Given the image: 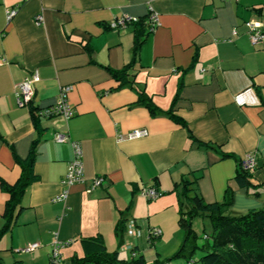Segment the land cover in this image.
<instances>
[{"label":"crops","instance_id":"1","mask_svg":"<svg viewBox=\"0 0 264 264\" xmlns=\"http://www.w3.org/2000/svg\"><path fill=\"white\" fill-rule=\"evenodd\" d=\"M9 10L16 14L7 22ZM151 12L158 25L137 52L133 89L115 90L107 69L130 63L135 28L110 25L123 16L146 21ZM251 20L260 21L264 32V0H0V181L15 183L18 161L38 140L35 180L24 191L14 226L0 239L4 263L49 264L57 244L68 264L78 256L71 248L81 252L80 241L95 236L115 250L120 220L140 232L139 238L123 236L131 251L148 263L167 259L156 248L177 249L182 242L173 192L182 180L192 182L190 189L205 203L220 202L229 185L232 212L264 209L262 188L255 198L232 181L238 161L250 154L254 182L264 184V37L250 44L244 23ZM33 73L39 81L32 85V107L51 106L59 90L70 87L71 119L41 118L34 125L31 107L15 98V86ZM136 90L162 113L173 107L186 128L164 114L151 117L136 104ZM134 130L146 136L127 140ZM57 133L79 143L84 184L63 185L72 149L69 142H54ZM97 175L104 184L87 192ZM144 188L160 196L146 201ZM64 191L66 198L56 201ZM6 200L0 189V228ZM149 228L161 231L153 244L146 240ZM35 243L33 252H21Z\"/></svg>","mask_w":264,"mask_h":264},{"label":"trees","instance_id":"2","mask_svg":"<svg viewBox=\"0 0 264 264\" xmlns=\"http://www.w3.org/2000/svg\"><path fill=\"white\" fill-rule=\"evenodd\" d=\"M262 10L263 8H259V17L262 16ZM132 25L135 28L132 60L120 70L107 69L112 79L117 83L115 90L126 85L132 88L133 82L130 77H133L132 71L137 52L150 32L145 20L138 19ZM83 48L91 57L90 48L86 45ZM136 93V104L146 108L151 117L164 114L175 124L186 128L185 123L173 113V107L162 113L152 105L142 90H136ZM28 106L31 107L32 121L37 127L41 117L31 103ZM40 134L38 131V135ZM37 142L36 139L32 144L27 159L18 161L21 172L15 183L9 185L0 181V189L7 195L2 213L3 224L0 228V239L14 226L17 213L21 210L20 202L24 191L35 180L32 165ZM200 146L207 147L204 144ZM222 157L229 156L222 155ZM232 181L238 188L245 189L249 196L258 198L259 193L256 191L258 188H262L264 195V184L254 182L253 171L242 169L241 160L238 161ZM192 184L188 180H182L173 188V192L178 197L177 224L182 231L183 239L171 257L167 259L156 257L150 263L142 255H136L133 251L129 258L121 257L119 248L123 244L126 224L124 220H120L114 226V235L119 239L115 250H108L100 236L82 239L80 241L81 255H72L68 264H170L169 262L172 260L178 259L183 260L185 264H264V209H251L245 213L232 212L233 192L229 185H227L220 202L205 203L190 189ZM250 190L252 193H249ZM197 218L207 219L210 223V233L204 235L202 243H198L199 236L192 229V221ZM152 242L148 244H152ZM197 252L202 253V256L195 260L194 256ZM0 264H5L1 256ZM11 264H21V262L14 261Z\"/></svg>","mask_w":264,"mask_h":264},{"label":"built area","instance_id":"3","mask_svg":"<svg viewBox=\"0 0 264 264\" xmlns=\"http://www.w3.org/2000/svg\"><path fill=\"white\" fill-rule=\"evenodd\" d=\"M15 10H9L6 12V21L9 22L15 16ZM42 20V17L38 15L35 17V22L39 24ZM138 21L137 18L123 16L117 19L114 23L110 25L111 29H123L126 26H129ZM146 23L149 27V31H152L157 25L158 20L154 13H149L147 16ZM249 42L252 46L258 45L264 37L263 24L260 21H246L244 23ZM3 63V59L0 57V65ZM39 78L36 73H33L30 77L25 78L22 82L15 86V98L16 103L19 106H28L32 101L33 96V87L34 83H37ZM71 90L70 87H63L59 90L58 96L51 106L38 110L37 114L44 119L52 117H62L65 120H69L73 117L74 113L71 107L66 102V95ZM146 136L145 130H134L126 135L127 140H134ZM53 140L57 144H64L69 142V145L72 149V159L67 163L66 173L62 181L65 187H69L75 184H84L85 179L83 177V167H82V152L79 143L76 141H69L68 137L65 134L57 133L54 135ZM256 166V161L254 157L250 154L245 155L241 159V168L246 171H254ZM104 184V177L97 175L93 177L90 182L87 192H91L96 188L101 187ZM141 196L146 201H153L160 196V193L153 188H144L141 189ZM66 191H64L59 197L55 200H64L66 198ZM126 234L133 237L139 238L140 232L132 225H127ZM161 234V231L157 228H149L147 231L146 240L152 242L156 240ZM38 247V244H31L21 250L22 253H31ZM59 246L54 244L49 257V264H62L61 256L58 253Z\"/></svg>","mask_w":264,"mask_h":264},{"label":"rangeland","instance_id":"4","mask_svg":"<svg viewBox=\"0 0 264 264\" xmlns=\"http://www.w3.org/2000/svg\"><path fill=\"white\" fill-rule=\"evenodd\" d=\"M192 229L199 236L198 243H202L204 241V235H208L210 233V223H209V221L207 219L197 218V219H194L192 221ZM131 245H132L131 243H123L122 246L119 248L120 254H126V256L129 255L128 257H130L131 256V252L130 251L132 249ZM71 249L76 251L78 256L81 255V252H80V250L77 249V246H74ZM156 249L158 251V255L159 256H162L160 254H164V253H161V252H165L167 254V256H168L167 258H169V256L171 257L177 251V249H172L170 245H165L163 247H159V248H156ZM152 251H153V249H152ZM200 256H202V253L197 252L195 254V256H194V259L197 260ZM64 258H67V257H64ZM169 263H171V264H185V262L183 260H181V259L172 260Z\"/></svg>","mask_w":264,"mask_h":264}]
</instances>
